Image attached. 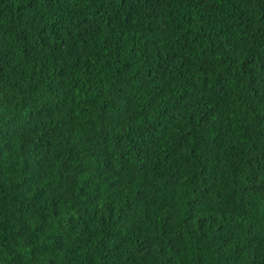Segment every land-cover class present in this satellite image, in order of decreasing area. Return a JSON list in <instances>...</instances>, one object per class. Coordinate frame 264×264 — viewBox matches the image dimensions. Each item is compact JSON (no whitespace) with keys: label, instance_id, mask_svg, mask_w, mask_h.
Masks as SVG:
<instances>
[{"label":"trees","instance_id":"16d2710c","mask_svg":"<svg viewBox=\"0 0 264 264\" xmlns=\"http://www.w3.org/2000/svg\"><path fill=\"white\" fill-rule=\"evenodd\" d=\"M0 264H264V0H0Z\"/></svg>","mask_w":264,"mask_h":264},{"label":"bare ground","instance_id":"6f19581e","mask_svg":"<svg viewBox=\"0 0 264 264\" xmlns=\"http://www.w3.org/2000/svg\"><path fill=\"white\" fill-rule=\"evenodd\" d=\"M131 164V163H130ZM163 170V169H162ZM128 171V170H127ZM139 172V171H138ZM152 173V172H151ZM115 205V204H114ZM121 207V206H120ZM130 212V211H129ZM234 216V215H233ZM39 221V220H38ZM45 224V223H44ZM45 227V226H44ZM56 227V226H55ZM43 228V227H42ZM53 229V228H52ZM57 229V228H56ZM50 232V231H49ZM60 242V241H59ZM69 251V250H68ZM79 251V250H78ZM94 253V252H93ZM99 257V256H98ZM96 258V257H95Z\"/></svg>","mask_w":264,"mask_h":264}]
</instances>
